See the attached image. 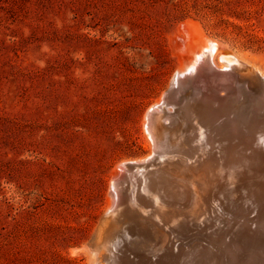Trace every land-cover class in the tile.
Segmentation results:
<instances>
[{
    "label": "rangeland",
    "instance_id": "rangeland-1",
    "mask_svg": "<svg viewBox=\"0 0 264 264\" xmlns=\"http://www.w3.org/2000/svg\"><path fill=\"white\" fill-rule=\"evenodd\" d=\"M184 30H188L187 34H183ZM175 35L184 38L185 47L200 43L205 36L219 45L212 57L213 65L209 61L215 74L196 84L203 87L201 92L211 87L219 92L216 96L228 95L247 104L246 97L252 103L261 99L246 94L244 83L237 78L233 80L235 75L230 74L229 68H222L220 57L236 55L249 66H256L264 76V0H0V264H87L88 246L106 217L113 177L120 171L117 167L147 154L149 160L154 159L153 163L133 170L136 175L130 172L127 182L121 184L124 187L118 186L121 203L126 210L135 211L145 219L149 216L147 212H154L156 207V214L164 216L162 220L166 224L163 229L156 225L162 235L144 247L132 245V241L141 239L119 228L120 232L117 230L116 236L110 238L115 239L114 243L110 241L114 254L126 258H123L126 262L137 257L138 261L131 260L130 264H264V200L251 194L264 187L261 100L255 105L249 102L259 111L255 119L262 124H258L260 129L240 137L239 134H200L201 130L199 134L180 131L182 116L177 118L175 112L184 107L181 112H190L186 104L191 94L184 90V94L171 96L168 110L173 113L163 109V105L161 108L168 116H176L173 126L176 129L157 134L161 145L151 153L143 120L162 94L176 87L171 82L179 64L178 52L170 45ZM219 71H228V75L218 78ZM253 92L258 98L261 95L258 88ZM228 100L223 107L229 105ZM181 142L187 147L180 145ZM177 145L183 147L177 149ZM204 146H211L210 150ZM260 154L261 160L254 165L251 159ZM179 162H187L193 168L192 164L197 162L208 164L211 170L228 164L222 170L227 174H218L227 176L220 180L223 187L216 191L218 195L214 194L217 199L212 196L208 199L211 207L206 208L197 200L198 207L201 203V209H197L194 199L173 195L176 188H169L171 180L166 176L180 177L179 172L174 175L176 168L170 166ZM157 168L161 172L152 177L161 184L156 192L166 202L162 206L155 204L154 196L144 193L148 178L139 173H153ZM162 171L168 174L162 175ZM259 173L260 182L252 183L254 179L250 178L255 177L252 174ZM240 174L244 175V181L238 183ZM243 183L245 187L237 186ZM183 203L190 205L185 208ZM171 207L181 213L172 212ZM127 215L131 218L133 214Z\"/></svg>",
    "mask_w": 264,
    "mask_h": 264
},
{
    "label": "bare ground",
    "instance_id": "bare-ground-1",
    "mask_svg": "<svg viewBox=\"0 0 264 264\" xmlns=\"http://www.w3.org/2000/svg\"><path fill=\"white\" fill-rule=\"evenodd\" d=\"M186 22V21H185ZM184 22V23H185ZM183 25V24H182ZM186 25V24H185ZM184 25V26H185ZM186 27V26H185ZM192 29L197 33V34H199L200 35V32H198V29H197V27L196 26H194V25H192ZM184 29V28H183ZM187 32H188V30H184V33L183 34H187ZM202 32V31H201ZM180 34H182V33H180ZM204 34V33H203ZM176 36V37H175ZM175 36H173L174 38H172L171 40H170V45L172 46V49L174 50V51H176V52H178V61H179V64H178V68H177V70H176V73H175V75H174V77H173V79H172V82H171V85L172 86H174V84H176V87H173V89L171 90L170 88H169V90H167L166 91V93L165 94H162V96L160 97V99H158L157 101H156V103H155V105L148 111V114H147V116H146V119L145 120H143V123H144V126H145V132H146V134L148 135V137H149V139H150V141H151V145H150V147H151V153H153L154 154V152L155 151H157L156 149H158L159 147H160V143H159V138H160V135L158 136L157 134H163L166 130H170V132H174L175 131V129L176 128H174L173 126H174V123H175V121H176V116H174V117H171V116H168L167 114H165L164 112H162V108H161V106L163 105L164 106V108L163 109H165L166 111H169L170 113L172 112L171 110H168V107H169V102L171 101V96L172 97H174V96H178L179 94H181V93H183V91L184 90H188L189 92H190V94H191V97H188V99H187V104L186 105H188L189 106V110H190V112L188 113V112H181L180 110L181 109H184V108H181L180 110H176V115H177V118L178 117H180V116H182L180 119H182L181 120V127L182 128H180V127H178V128H180L181 130L180 131H187V132H191V134H195V132H198L199 130H201V133L200 134H220L221 136H222V134L224 135H226V134H233V136H235L234 134H239V136L241 137V134L243 135V134H245V133H247V134H253L254 132H256L257 131V129L259 128L260 129V127H259V125L261 124H259V122H258V120H257V118L255 119V113H256V109L253 107V105L251 106V105H249V102H250V104L252 103L251 101H250V99L248 98V97H246V98H244V99H247V101H248V104H247V102L245 103V102H238L236 99V96L234 97V98H236V99H232V97H226V96H228V95H224L225 97L224 98H221L219 95H217L216 96V93H219V92H215L214 91V89L213 88H211V87H209L210 89H207L206 91L208 92V94H207V92L205 93V92H201L200 90L203 88H200V87H197V82L199 81V80H201V81H204L205 82V80L206 79H208L209 77H212L213 76V73H214V71L211 69V66H209V61H212V57H213V55H214V53L215 52H217V50L219 49V45L218 44H216V43H214V42H212V41H209V40H207V39H209V38H207V39H205L206 38V36H205V38L203 37L201 40H200V43L198 42V43H194V45H191V46H189V47H185L184 46V42H185V40H184V38H181V37H177V35H175ZM178 36H180V35H178ZM184 37V36H183ZM187 37V36H186ZM185 37V38H186ZM190 38H191V36H190ZM195 40V39H194ZM194 40L192 41V42H194ZM221 45H222V43H221ZM225 46V45H224ZM184 47H185V50H184ZM195 49H197L196 51H195ZM221 51V50H220ZM176 52H174V53H176ZM222 52V51H221ZM226 52V51H225ZM223 53V52H222ZM229 53V52H228ZM222 55V54H221ZM219 57V56H218ZM237 56L236 55H222L221 57H220V60H221V62L223 63V65H221L222 66V68L223 67H225V68H230L231 69V71H233V72H237L238 70H235V69H237L236 67H238V68H245V66H247L248 64H246V62L245 61H242V60H240L239 59V57L238 58H236ZM201 63V64H200ZM202 63L204 64V65H202ZM212 63V65H213V61L211 62ZM219 66V65H218ZM221 66L220 67H218L217 69H219L220 70V68H221ZM249 66V65H248ZM212 67H214V66H212ZM250 67L252 68V69H254L255 70V72H257L263 79H264V76H263V73H261V71H259L258 70V68L256 67V66H251L250 65ZM216 70V69H215ZM225 70V69H224ZM223 71V70H222ZM220 72V71H219ZM230 72V71H229ZM223 73V72H222ZM227 73H228V71H227ZM227 73H225V74H227ZM215 74V73H214ZM230 74H234V73H230ZM215 76V75H214ZM216 76H218V78H219V75L218 74H216ZM233 76V75H232ZM224 77V76H223ZM222 77V78H223ZM240 77V79H242V80H245V77H243V75H240L239 76ZM214 78V77H213ZM221 78V77H220ZM225 78V77H224ZM224 78H223V80H224ZM228 78V77H227ZM229 78H230V76H229ZM236 78V77H235ZM233 80H235V79H233ZM248 80V79H247ZM208 81V80H207ZM212 82L214 81V80H211ZM222 82V81H221ZM228 81L226 80V82H225V84H227V86H228V84L229 83H227ZM216 83H218L217 81H216ZM215 83V84H216ZM224 82H222L221 84H223ZM249 83V86L247 85L246 86V88L244 87V90L246 91V94L248 93V91H250L251 90V87L253 86V84H252V82H248ZM199 84V83H198ZM205 84V83H204ZM220 84V83H219ZM218 84V87L221 85H219ZM231 84V83H230ZM203 85V84H202ZM224 85V84H223ZM245 85V84H244ZM205 86V85H204ZM210 86H212V83H211V85ZM217 86V85H216ZM213 87V86H212ZM222 87V86H221ZM225 87V86H224ZM233 87V86H232ZM216 88V87H215ZM227 88V87H226ZM230 88H231V86H230ZM243 88V87H242ZM206 89V88H205ZM220 88H218L217 90H219ZM229 89V88H228ZM233 89H234V87H233ZM216 90V89H215ZM224 90V89H223ZM230 90V89H229ZM232 90V89H231ZM238 90V89H237ZM232 91H234V90H232ZM223 92V91H222ZM186 93V92H185ZM232 93V92H231ZM184 94V93H183ZM223 94H228V92L227 93H223ZM221 95H222V93H221ZM234 95V94H233ZM249 95V94H248ZM248 95H246V96H248ZM256 95V94H255ZM223 96V95H222ZM250 96V95H249ZM238 97V96H237ZM240 97V96H239ZM252 97V96H251ZM260 97V96H259ZM182 98V97H181ZM175 99V98H174ZM228 99H230V103H231V105H230V103H229V105H225L224 107H223V103L225 102V101H227V102H225L226 104L228 103ZM179 100V99H178ZM181 100V99H180ZM175 101H176V99H175ZM183 101V100H182ZM260 101V100H259ZM259 101H257V102H255V103H258ZM261 102V101H260ZM181 103H183V102H180L179 104H181ZM255 103H252V104H254L255 105ZM178 104L177 103H174V106H177ZM261 105V104H260ZM180 106V105H179ZM178 106V107H179ZM177 107V108H178ZM181 107V106H180ZM256 107V106H255ZM187 108V107H186ZM258 109V108H257ZM187 110V109H186ZM188 110V111H189ZM259 110H260V108H259ZM169 113V114H170ZM173 113V112H172ZM179 113H182V115H180ZM184 113V114H183ZM261 113V112H260ZM259 114V113H258ZM263 114V113H262ZM224 115H226L227 116V118H224ZM221 117V121H220V118ZM264 117V116H263ZM223 118H224V120H223ZM259 118H262V117H259ZM165 121H169V124L168 125H166L165 124ZM178 122V121H177ZM177 124V123H176ZM175 124V125H176ZM259 124V125H258ZM263 124V125H262ZM261 125L262 126H264V123H262ZM207 129H208V131H207ZM264 129V128H263ZM260 131V130H259ZM258 131V132H259ZM263 131V130H262ZM198 134H199V132H198ZM210 135V137H214V136H211ZM219 136V135H218ZM232 136V137H233ZM238 136V137H239ZM201 137V136H200ZM220 137V136H219ZM223 137H226V136H223ZM222 137V138H223ZM231 137V136H230ZM230 137H227V139L228 138H230ZM252 137V136H251ZM211 138V139H212ZM215 138H218V137H214L213 139H215ZM213 139H212V141H213ZM220 141H222L221 139H219ZM226 139H224V141H225ZM231 140V139H230ZM234 140V139H233ZM232 140V141H233ZM237 140H239V139H237ZM204 141V140H203ZM215 142H216V140H214ZM223 141V142H224ZM200 142H202V141H200ZM219 142V141H218ZM223 142H222V144H223ZM176 143V142H175ZM195 144H196V141L194 142ZM205 142H203V144H204ZM226 143V142H225ZM227 143H229V142H227ZM198 144V143H197ZM201 144V143H200ZM200 144H198V146L200 145ZM207 144H208V142H207ZM213 144H216V143H213ZM217 144H219V143H217ZM222 144H220V145H222ZM180 145H184V147H187V146H185V144H182V142H181V144ZM186 145H187V143H186ZM210 145H211V143H210ZM227 145V144H226ZM230 145V144H229ZM173 146H174V144H173ZM207 146V145H206ZM206 146H204V147H206ZM224 146V145H223ZM178 147H181V146H176V148L178 149ZM183 147V146H182ZM181 147V148H182ZM200 147H202V145L200 146ZM211 147V146H210ZM210 147H206V149L208 150V148H209V150H210ZM212 147H216L217 148V145H212ZM174 148V147H173ZM197 148V147H196ZM219 149H220V147H218ZM229 148H230V146H229ZM164 149V148H163ZM175 149V148H174ZM176 149V150H177ZM213 149V148H212ZM212 149H211V151H212ZM225 149V148H224ZM223 149V150H224ZM188 150H189V148H187V152H188ZM205 150V149H204ZM178 151V150H177ZM180 152L182 151V149H180L179 150ZM183 151H184V153H185V150L183 149ZM182 151V152H183ZM150 152V151H149ZM161 152V151H160ZM190 152H191V150H190ZM213 152V151H212ZM223 153V152H222ZM225 153V152H224ZM253 153H254V151H253ZM188 154V153H187ZM187 154H185V157L187 156ZM215 154H216V152H215ZM228 154V153H227ZM226 154V155H227ZM242 154V153H241ZM146 155V154H145ZM177 156H178V154H176ZM180 155H181V153H180ZM194 155V154H193ZM256 155V154H255ZM258 155V154H257ZM150 156V154H147L146 156H144V157H140V159L138 160V161H135V162H125V163H122L123 165H121V166H118L117 168H119L120 169V171H117V170H115V171H117L115 174H114V180H113V186H112V189H111V191H110V194H109V199H108V202H107V209H106V214H105V218L101 221V223H100V226H99V228H98V231H97V236L95 235V237H93V238H95L94 240H93V243H92V245H90V246H88V247H90L89 248V250H87L88 251V263L87 264H98V263H103V264H128L126 261H124V259H126V258H118L117 256H116V254H114V252H112V249H111V247H113L114 245L110 242V241H112V239L110 240V238L116 233V231L119 229V228H124L125 229V232L127 233V235H132L133 237H139L141 240L140 241H132L131 243H132V245H134V246H141V247H144V246H146V245H149V244H151L152 243V241H151V239H154V238H159V236L160 235H162V234H160V232H161V229L158 227L159 225L161 226V228L163 229L164 227L163 226H165V222H163V217H161L159 214H156V207L155 208H153L155 211L154 212H152V210H150L149 212H147V215H149L148 216V218L147 219H145V218H143V217H141L142 215H136L137 214V212H135L134 210V213L131 211V210H129L128 211V209L126 210L125 209V207L124 206H122V203H121V198H122V196L121 195H119V191H118V186H120L121 184H123V183H125V182H127V179H128V177H129V175H131L130 174V172H132V175H136V174H133L134 172H133V170H136V169H138V168H143V167H147L148 165H150L151 163H153V161L152 160H154V159H152V160H149L148 159V157ZM210 156V155H209ZM215 156V155H214ZM217 156V155H216ZM229 156V155H228ZM227 156V157H228ZM243 156H244V154H243ZM250 156H251V154H250ZM156 157V156H155ZM154 157V158H155ZM182 157V156H181ZM180 157V158H181ZM206 157V156H205ZM208 157V156H207ZM210 157H213V155L211 154V156ZM219 157V156H218ZM226 157V156H225ZM249 157V156H248ZM254 157V156H253ZM252 157V158H253ZM184 158V157H183ZM192 158H193V156H192ZM192 158H188V159H192ZM198 158H199V156H198ZM261 158H262V155L260 154V157L259 156H256L255 158H254V160L253 159H251L252 161H254V165H256V164H258V161H259V159L261 160ZM146 159H147V161H146ZM156 160H157V158H155ZM206 159V158H205ZM208 159V158H207ZM214 159V158H213ZM215 159H216V157H215ZM219 159H220V157H219ZM226 159V158H225ZM244 159V158H243ZM246 159V158H245ZM248 159V158H247ZM249 159H250V157H249ZM180 160V159H179ZM182 160V159H181ZM185 160H187V158L185 159ZM184 160V161H185ZM228 159H226V161H227ZM205 161H207V160H205ZM209 161V160H208ZM210 161H211V158H210ZM242 161H244V160H242ZM246 161V160H245ZM252 161H250V162H252ZM204 162V161H203ZM218 162V161H217ZM221 162V161H220ZM211 163H213V162H211ZM210 163V164H211ZM247 163H249V160L247 161ZM158 164V163H157ZM187 162H184V164H182V162L180 163H171V165L170 166H174L176 169V172H174V175L176 174V173H178L179 172V175H180V177L179 178H181V177H183V178H181V179H179L178 177H175V178H177V180L175 179V178H173V177H171L170 175L169 176H166L165 174H168L167 172H163L162 171V175H165L166 177H169L167 180L168 181H170L171 183L170 184H168L169 185V188H170V186H174L175 188H176V191L174 192V194L173 195H176V196H178V197H183V198H187V199H191L192 198V200L194 199L195 200V203H196V205H197V209H201V203H202V206L204 205V207H208L209 206V201L212 199L211 198V196L212 197H214V198H216L215 197V195H218V193H216V191H220V189H221V187H223L221 184H220V180L221 179H225L226 177L225 176H227L226 174H227V172L226 171H222V170H225V168L223 169V167H225V165L227 164L226 162L225 163H223V164H221V165H219L217 168H213L212 170L210 169L211 167H209L208 166V164L207 165H201V164H199V162H197V163H195V164H192L193 166H194V168L192 167V166H187ZM209 164V165H210ZM191 165V164H190ZM228 165V164H227ZM155 166V165H154ZM216 167V166H215ZM181 168H183L182 169V171H181ZM230 168H232V167H230ZM154 170V172L152 173V172H144V171H139V173L141 174V175H143L145 178L147 177L148 178V183L145 185L146 186V188L144 189V193L146 192V194H147V196H154V198H153V200L155 201V204L157 205V203H159L158 204V206H162V205H164V203H166V202H163V201H161L160 199H161V194H159V193H157L156 192V189L158 188V187H161V184L159 183V182H157V181H155V180H153V177H152V174H153V176H155V175H157V173H160L161 172V170L160 169H158L157 168V170L156 169H153ZM174 170V171H175ZM168 171V170H167ZM124 172H128V175H126V176H124ZM221 172H224V173H226L225 174V176H224V174H223V176L221 175H219L218 176V174H220ZM174 175H172V176H174ZM255 176V177H252V178H250V179H254V181L252 182V183H259L260 181H258V179L259 178H261V176H260V173L259 174H252V176ZM259 175V176H258ZM142 176V177H143ZM176 176H178V175H176ZM235 176V175H234ZM141 177V176H140ZM152 177V178H151ZM244 175L243 176H241V174H240V176H239V178H238V183L240 182H242V181H244ZM262 177H264V174H263V176ZM246 178V177H245ZM142 179V178H141ZM207 179H211L212 180V182L210 181V183H209V180H207ZM143 181V180H142ZM141 181V182H142ZM140 182V181H139ZM222 182V181H221ZM226 183V182H225ZM249 183H251V181L249 182ZM137 184V183H136ZM229 183H227V185H228ZM244 184V183H243ZM139 185V184H138ZM143 185V184H142ZM212 185H214V189H212ZM235 185V188H237V186H244L245 187V184L244 185H237L236 186V184H234ZM122 187H124L123 185H121ZM120 186V187H121ZM126 186V185H125ZM129 186H131V185H129ZM140 186V185H139ZM225 186V185H224ZM230 186V185H229ZM231 186H232V184H231ZM260 186V185H259ZM263 186H264V184H263ZM135 187V186H134ZM142 187V186H141ZM233 187V186H232ZM231 187V188H232ZM261 187V186H260ZM139 188V187H138ZM144 188V187H143ZM142 188V189H143ZM175 188H173V190H175ZM230 188V190H232ZM234 188V189H235ZM122 189V188H121ZM162 189V188H161ZM229 189V188H228ZM228 189H227V191H228ZM245 189V188H244ZM259 189V188H258ZM123 190V189H122ZM169 190H171V189H169ZM168 190V191H169ZM223 190V189H222ZM246 190V189H245ZM249 190V189H248ZM247 190V191H248ZM133 191V190H132ZM163 191V190H162ZM165 191V190H164ZM224 191H226V190H224ZM223 191V192H224ZM124 192V191H123ZM136 192V191H135ZM137 192H138V190H137ZM171 192V191H170ZM213 192V193H212ZM133 193V192H132ZM172 193H173V191H172ZM216 193V194H215ZM139 194H142V193H139ZM138 194V195H139ZM165 194V193H164ZM166 194H168V193H166ZM211 194H213V195H211ZM215 194V195H214ZM223 194V193H222ZM253 196H255L254 198L255 199H257L258 198V200L259 199H263L264 200V187H263V190L262 189H259L257 192H252L251 193ZM251 194H249V195H251ZM125 195V194H124ZM220 195H221V192H220ZM224 195V194H223ZM142 196V195H141ZM161 196V197H160ZM165 196V195H164ZM252 196V197H253ZM133 197V196H132ZM170 197V196H169ZM168 196H167V198H169ZM218 197V196H217ZM222 198H223V196H221ZM243 197V196H242ZM257 197V198H256ZM209 198H211L210 200H208ZM226 198V197H225ZM228 198V197H227ZM230 198V197H229ZM248 197H246V199H247ZM123 199H125V198H123ZM130 199H132V198H130ZM141 199V198H140ZM139 199V200H140ZM172 198H170V200H171ZM217 199V198H216ZM231 199V198H230ZM230 199H228V200H230ZM243 199V198H242ZM133 200V199H132ZM143 200V199H142ZM191 200V201H192ZM197 200H200L201 201V203H199V207H198V202L199 201H197ZM220 200V199H219ZM223 200V199H222ZM222 200H220V201H222ZM257 200V201H258ZM137 201V200H136ZM149 200H147V202H148ZM166 201V200H165ZM168 201V200H167ZM183 201V200H182ZM185 201V200H184ZM187 201V200H186ZM185 201V202H186ZM219 201V202H220ZM224 201V200H223ZM231 201V200H230ZM234 201V200H233ZM251 201V200H250ZM152 202V201H151ZM172 202H174V201H172ZM190 202V201H189ZM213 202H215V200L213 201ZM226 202H228L227 200H226ZM240 202V201H239ZM255 202V201H254ZM141 203H142V201H141ZM140 203V204H141ZM144 203V202H143ZM150 203V202H149ZM178 203V202H177ZM180 203V202H179ZM188 203V202H187ZM191 203V202H190ZM190 203H189V205H190ZM192 203H194V201L192 202ZM245 203V202H244ZM243 203V204H244ZM247 203V202H246ZM253 203V202H252ZM261 203H262V201H261ZM184 204V203H183ZM229 204V203H228ZM258 204H260L259 202H258ZM126 205V204H125ZM137 205V204H136ZM139 205V204H138ZM145 205V204H144ZM150 205V204H149ZM152 205V207H153V204H151ZM172 205H173V203H172ZM185 205H188V204H184L183 206H185ZM188 205V206H189ZM211 205V204H210ZM223 205V204H222ZM227 205V204H226ZM256 205V204H255ZM169 206H171V205H169ZM175 206H176V204H175ZM217 206H219V204L217 205ZM225 206V205H224ZM231 206H233L232 205V203H231ZM238 206V205H237ZM251 206V205H250ZM134 207V206H133ZM167 207V206H166ZM179 207V206H178ZM209 207H211V206H209ZM208 207V208H209ZM248 207V206H247ZM264 207V206H263ZM137 208V207H136ZM138 208H141L140 206L138 207ZM174 209L175 207H171L170 209ZM181 208V207H180ZM182 208H184V207H182ZM181 208V209H182ZM185 208H188V207H186L185 206ZM184 208V209H185ZM190 208V207H189ZM205 208V209H206ZM252 208V207H251ZM148 209V208H147ZM152 209V208H151ZM177 209V211H178V208H176ZM184 209H183V211H184ZM192 209H194V207H192ZM191 209V210H192ZM196 209V208H195ZM224 209V208H223ZM232 209V208H231ZM234 209V208H233ZM247 209H249V208H247ZM141 210V209H140ZM159 211H160V209H158ZM175 210V209H174ZM174 210H172V212H176V210L174 211ZM180 210V209H179ZM210 210H211V208H210ZM220 210V209H219ZM226 210V209H225ZM227 210H228V208H227ZM236 210V209H235ZM234 210V211H235ZM252 210H254V209H252ZM137 211V210H136ZM144 211V210H143ZM166 211V210H165ZM187 211V210H186ZM195 211V210H194ZM196 211H198V210H196ZM195 211V212H196ZM130 212H132V213H130ZM162 212H163V210H162ZM167 212V211H166ZM169 212H171V210L169 211ZM168 212V213H169ZM171 212V213H172ZM185 212V211H184ZM201 212V211H200ZM199 212V214H201ZM205 212V210H203V213ZM224 212V211H223ZM228 212V211H227ZM237 212V211H236ZM235 212V213H236ZM260 212V211H259ZM258 212V214H262V213H259ZM127 213H129L130 215L131 214H133V215H131V218H128L129 216L127 215ZM142 213V212H141ZM165 213V212H164ZM171 213H169V214H171ZM177 214H178V212H176ZM176 213H175V215H176ZM181 213V212H180ZM179 213V214H180ZM189 213V212H188ZM210 213V212H209ZM249 213V212H248ZM264 213V212H263ZM178 214V215H179ZM194 214V213H193ZM205 214V213H204ZM210 214H213L212 212L210 213ZM240 214V213H239ZM246 214V213H245ZM255 214V213H254ZM146 215V214H145ZM164 215V214H163ZM172 215H174V214H172ZM184 214H182V216H183ZM199 216L197 213L195 214V216ZM234 215V214H233ZM238 215V214H237ZM244 215V214H243ZM243 215H241V216H243ZM252 215V214H251ZM262 215H264V214H262ZM104 216V215H103ZM166 216V215H165ZM195 216L193 217V219H192V221L194 220V218H195ZM220 216V215H219ZM221 216H222V214H221ZM239 216V215H238ZM245 216V215H244ZM247 216V215H246ZM250 216V215H249ZM168 217V216H167ZM171 217V216H170ZM191 217H192V215H191ZM218 217V216H217ZM253 217V216H252ZM141 218V219H140ZM150 218V219H149ZM175 218V217H174ZM189 218V217H188ZM188 218H187V220H188ZM199 219H200V217H198ZM198 218H196V219H198ZM219 218H221V217H219ZM224 218H225V216H224ZM170 219H173V218H170ZM240 219V218H239ZM238 219V220H239ZM250 219V218H249ZM189 220H190V218H189ZM231 220V219H230ZM262 220V219H261ZM166 221V220H165ZM167 221H169V220H167ZM196 221V220H195ZM243 221V220H242ZM241 221V222H242ZM246 221H247V218H246ZM172 222H173V220H172ZM182 222H183V220H182ZM187 222V221H186ZM202 222V221H201ZM233 222V221H232ZM254 222V221H253ZM256 222V221H255ZM165 223V224H164ZM171 223V222H170ZM169 223V224H170ZM174 223V222H173ZM184 223V222H183ZM183 223H182V226H185V225H183ZM197 223V222H196ZM246 223V222H245ZM257 223V222H256ZM255 223V224H256ZM260 223H262V222H260ZM185 224V223H184ZM190 224H192V223H190ZM194 224V223H193ZM211 224V223H210ZM213 224V223H212ZM239 224H240V222H239ZM156 225H158V226H156ZM168 225V224H167ZM167 225H166V227L165 228H169L170 229V227H167ZM171 225V224H170ZM169 225V226H170ZM203 225V224H202ZM216 225V224H215ZM234 225V224H233ZM244 225V224H243ZM249 225V224H248ZM189 226V225H188ZM201 226V225H200ZM208 226V225H207ZM219 226V225H218ZM241 226V225H240ZM249 226H251V224L249 225ZM196 227V226H195ZM205 227V226H204ZM229 227H230V225H229ZM233 227V226H232ZM231 227V228H232ZM259 227V226H258ZM183 228V227H182ZM193 228H194V225H193ZM201 228V227H200ZM217 228V227H216ZM264 228V227H263ZM124 229H121V230H123V232H124ZM168 229V230H169ZM178 229V228H177ZM184 229V228H183ZM191 230V229H190ZM197 230V229H196ZM201 230V229H200ZM188 231V230H187ZM118 232H120V230H118ZM165 232H167V230H165ZM174 232H175V230H174ZM177 232H179V230H177ZM180 232H181V230H180ZM179 232V233H180ZM227 233V232H226ZM166 234V233H165ZM164 234V235H165ZM167 234H168V232H167ZM170 234V233H169ZM182 234H184V233H182ZM198 234V233H197ZM212 234V233H211ZM118 235H120V233L118 234ZM163 235V236H164ZM177 235V234H176ZM191 235H193V234H191ZM215 235V234H214ZM245 235V234H244ZM115 236H116V234H115ZM114 236V237H115ZM174 236V235H173ZM178 236H180V234L178 235ZM118 237V236H117ZM128 237V236H127ZM167 237V236H166ZM169 237V236H168ZM191 237V236H190ZM212 237V236H211ZM226 237V236H225ZM238 237V236H237ZM116 238V237H115ZM120 237H118L117 239H119ZM123 238V237H122ZM125 239H126V237H124ZM123 238V239H124ZM174 238H175V236H174ZM199 238H200V235H199ZM206 238V237H205ZM253 238V237H252ZM114 239V238H113ZM117 239H116V241H117ZM169 239V238H168ZM177 239V238H176ZM224 239V238H223ZM227 239V238H226ZM115 240V239H114ZM113 240V241H114ZM131 240V239H130ZM170 240V239H169ZM179 240V239H178ZM222 240V239H221ZM225 240V239H224ZM250 240V239H249ZM112 241V242H113ZM115 241V242H116ZM122 241V240H121ZM127 241V240H126ZM177 241V240H176ZM190 241V240H189ZM188 241V243H190ZM215 241H216V239H215ZM219 241V240H218ZM139 242V243H138ZM158 242V241H157ZM161 242V241H160ZM193 242V241H192ZM221 242V241H220ZM224 242V241H223ZM254 242H256V241H254ZM114 243V242H113ZM173 243H174V241H173ZM176 243V245H178L177 244V242H175ZM181 243H183V242H180L179 244L181 245ZM196 243V242H195ZM122 244H125V243H123L122 242ZM122 244H120V245H122ZM169 244H171V243H169ZM184 244V243H183ZM221 244H222V242H221ZM255 244V243H254ZM116 245H117V243H116ZM155 245V244H154ZM185 245V244H184ZM194 245V244H193ZM192 245V246H193ZM234 245V244H233ZM246 245V244H245ZM249 245V244H248ZM252 245V244H251ZM159 246V245H158ZM160 246H161V244H160ZM167 246H168V243H167ZM175 246V245H174ZM173 246V247H174ZM196 246V245H195ZM255 246V245H254ZM129 246H127V248H128ZM170 247V246H169ZM187 247V246H186ZM212 247V246H211ZM235 247V246H234ZM249 247H251V246H249ZM125 248V247H124ZM168 248V247H167ZM190 248V247H189ZM113 249H115V247L113 248ZM138 250H139V248H137ZM154 249H156V248H154ZM186 249V248H185ZM195 249V248H194ZM193 249V250H194ZM124 250V249H123ZM127 250V249H126ZM152 250V249H151ZM159 250V249H158ZM175 250V249H174ZM177 250V249H176ZM175 250V251H176ZM242 250V249H241ZM249 251V250H248ZM119 252V251H118ZM182 252V251H181ZM187 252V251H186ZM188 252H189V250H188ZM200 252V251H199ZM116 253V252H115ZM120 253H122V252H120ZM126 253V252H125ZM177 254H179L180 252H176ZM260 253H261V251H260ZM134 254V253H133ZM158 254V253H157ZM159 254H161V253H159ZM163 254V253H162ZM176 254V255H177ZM246 254V253H245ZM245 254H243L244 256H245ZM156 255V254H155ZM173 255H175V254H173ZM172 255V257H175V256H173ZM237 255H239V254H237ZM236 255V256H237ZM159 256H161V255H159ZM171 256V255H170ZM193 256V255H192ZM247 256V255H246ZM250 256V255H249ZM168 257V256H167ZM177 257V256H176ZM195 257H196V255H195ZM218 257V256H217ZM264 257V256H263ZM127 258H128V256H127ZM132 258V257H131ZM134 258V257H133ZM250 258V257H249ZM248 258V259H249ZM130 259V258H129ZM136 259H137V257H136ZM133 260V259H131V260H133V261H138V260ZM157 259V258H156ZM177 259V258H176ZM197 259V258H196ZM130 260V261H131ZM164 260V259H163ZM165 260H168V259H165ZM184 260V259H183ZM253 260H254V258H253ZM264 260V259H263ZM141 261V260H140ZM139 261V262H140ZM153 261V260H152ZM154 261H156L155 259H154ZM153 261V262H154ZM159 261V260H158ZM250 261V260H249ZM248 261V262H249ZM252 261V260H251ZM142 262V261H141ZM160 262V261H159ZM162 262V261H161ZM167 262V261H166ZM169 262V261H168ZM167 262V263H168ZM131 263V262H130ZM143 263V262H142ZM152 263V262H151ZM150 263V264H151ZM158 263V262H157ZM171 263V262H170ZM169 263V264H170ZM244 263V262H243ZM133 264V263H132ZM136 264V263H135ZM138 264H141V263H138ZM153 264V263H152ZM156 264V263H155ZM158 264H160V263H158ZM222 264V263H221ZM253 264H256V263H253ZM260 264V263H259Z\"/></svg>",
    "mask_w": 264,
    "mask_h": 264
},
{
    "label": "water",
    "instance_id": "water-1",
    "mask_svg": "<svg viewBox=\"0 0 264 264\" xmlns=\"http://www.w3.org/2000/svg\"><path fill=\"white\" fill-rule=\"evenodd\" d=\"M237 69L235 70H238L237 72H233L235 77L242 83L245 84V88L246 86L248 85L249 86V83L248 82H252L253 86L251 87V90L248 91V94L250 95L252 93V96L256 98V100H261V108H260V112L263 113V116H264V79L257 73L255 72L254 69H252L250 66H245V68H238L236 67ZM212 69V68H211ZM230 69V68H229ZM214 71V69H212ZM231 70V69H230ZM218 75H228V74H225V73H222V72H219L217 73ZM240 75H243V77H245V80H242L240 79ZM234 78V79H236ZM248 79V80H247ZM258 88V91L261 93L260 97L258 98L257 96H254V92L253 90L254 89H257ZM259 93V94H260ZM252 102V101H251ZM259 111L257 110L256 113H259ZM262 117V116H261ZM263 118V117H262ZM117 256V255H116ZM119 259L120 257L117 256ZM130 262V261H129ZM129 262H127L128 264H130Z\"/></svg>",
    "mask_w": 264,
    "mask_h": 264
}]
</instances>
